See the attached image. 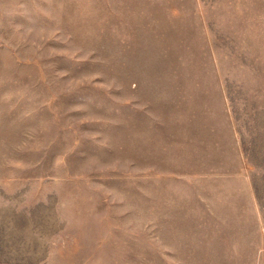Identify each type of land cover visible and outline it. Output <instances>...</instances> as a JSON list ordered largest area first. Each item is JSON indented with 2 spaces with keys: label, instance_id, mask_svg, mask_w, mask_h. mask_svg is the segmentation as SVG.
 I'll return each mask as SVG.
<instances>
[{
  "label": "rangeland",
  "instance_id": "374dc122",
  "mask_svg": "<svg viewBox=\"0 0 264 264\" xmlns=\"http://www.w3.org/2000/svg\"><path fill=\"white\" fill-rule=\"evenodd\" d=\"M0 264H264V0H0Z\"/></svg>",
  "mask_w": 264,
  "mask_h": 264
},
{
  "label": "crops",
  "instance_id": "0c3cea01",
  "mask_svg": "<svg viewBox=\"0 0 264 264\" xmlns=\"http://www.w3.org/2000/svg\"><path fill=\"white\" fill-rule=\"evenodd\" d=\"M219 89H220V86H219ZM220 94H221V92H220ZM226 119H228V120L230 119L229 113H228Z\"/></svg>",
  "mask_w": 264,
  "mask_h": 264
}]
</instances>
